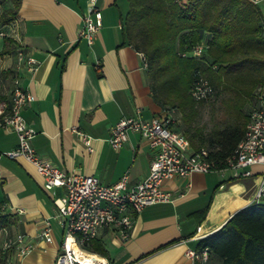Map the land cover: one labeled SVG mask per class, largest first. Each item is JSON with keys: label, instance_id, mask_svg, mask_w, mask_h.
<instances>
[{"label": "crops", "instance_id": "1", "mask_svg": "<svg viewBox=\"0 0 264 264\" xmlns=\"http://www.w3.org/2000/svg\"><path fill=\"white\" fill-rule=\"evenodd\" d=\"M9 5L7 0L0 9ZM94 5L102 24L89 45L79 36L89 0H19L12 34L0 37V101L9 99L15 49L22 47L38 60L34 72H21L22 84L32 95L22 116L36 131L31 142L37 154L65 171L95 175L104 184L128 173L133 184L148 173L155 150L134 131L114 149L108 142L110 129L122 116L138 112L146 118L162 108L150 92L145 55L124 36L127 0H94ZM256 5L264 15V0ZM76 131L91 136L90 150ZM16 144V133L0 127V264H53L63 234L61 216L34 165L5 154ZM261 169L253 166L250 176L239 178L227 169L167 180L163 188L183 195L146 205L134 216L127 241L101 227L93 242L104 255L92 244L89 249L108 264H193L187 249L252 201ZM54 192L61 195L63 188ZM46 227L50 240L40 236ZM17 233L33 243L23 256L14 245L5 247ZM201 264L219 260L209 255Z\"/></svg>", "mask_w": 264, "mask_h": 264}, {"label": "trees", "instance_id": "2", "mask_svg": "<svg viewBox=\"0 0 264 264\" xmlns=\"http://www.w3.org/2000/svg\"><path fill=\"white\" fill-rule=\"evenodd\" d=\"M6 1L0 0V8ZM9 1L8 7L0 9V25L16 14L19 0ZM127 2L122 20L124 36L145 55L153 99L162 110L171 108L175 112L176 108L185 128L173 129L186 136L192 150L207 148L215 169L224 168L244 133L249 114L243 107L255 96L256 88L264 85V15L249 0ZM199 42L205 44L201 57L182 55ZM198 75L208 80L213 94L226 95L222 101L233 115L230 122L208 133L193 124L202 100L193 99L189 87ZM172 120L173 124L174 117ZM91 246L104 255L95 242ZM204 248L219 264H264V201L249 202L230 214L220 227L199 238L194 249Z\"/></svg>", "mask_w": 264, "mask_h": 264}, {"label": "built area", "instance_id": "3", "mask_svg": "<svg viewBox=\"0 0 264 264\" xmlns=\"http://www.w3.org/2000/svg\"><path fill=\"white\" fill-rule=\"evenodd\" d=\"M258 4L260 0H249ZM1 13V11H0ZM101 12L89 0L88 9L82 15L79 36L92 45L101 28ZM0 27V37L12 34V21ZM205 44L197 43L191 51L182 55L201 57ZM15 74L8 100L0 101V127L11 129L17 135V144L5 152L8 157H23L34 165L43 178V187L50 191L53 203L61 216L63 228L60 248L53 264H108L105 257L93 252L88 247L92 244L101 227L116 231L121 241L130 237L133 218L146 205L172 201L183 195L181 191H170L163 188V183L174 178L188 179L192 173L230 170L232 177H247L252 174L253 166H260L259 183L254 191L252 201H264V86L258 92L257 101L252 106L243 130L242 139L238 142L233 154L227 158L226 166L215 169L213 161L208 159V149L190 150L186 136L171 126L174 111L170 109L141 117L138 112L131 116H122L110 129L108 142L114 149L122 147L127 140L128 131L139 133L148 139L155 150L149 165L148 173L140 181L130 184L128 173H124L110 184L102 183L95 175L79 171H65L48 159L40 157L32 145L35 129L22 116L23 107L32 99V95L22 84L21 72H34L38 60L16 47ZM189 94L195 100H203L213 95V89L205 77L196 76ZM87 149H91V136L76 131ZM190 186V182H187ZM62 187L63 193L55 195L54 189ZM48 227L40 236L50 240ZM14 245L17 254L23 256L33 247V243L24 234L17 233L6 241L5 247ZM187 256L192 260H207L206 248L197 251L188 248Z\"/></svg>", "mask_w": 264, "mask_h": 264}, {"label": "rangeland", "instance_id": "4", "mask_svg": "<svg viewBox=\"0 0 264 264\" xmlns=\"http://www.w3.org/2000/svg\"><path fill=\"white\" fill-rule=\"evenodd\" d=\"M264 86L261 85L256 88L255 96L244 105L243 111L245 114H249L252 106L256 102L258 92L260 88ZM226 97L224 94H213L211 97L198 102V114L193 120V124L199 126L202 133H208L209 131L222 127L224 124L230 122L233 118V115L229 114L225 109V104L222 99ZM174 123L171 124L172 128H176L178 130H183L185 128V124L182 121L180 116V112L175 108V112L173 113ZM190 150L191 146H190Z\"/></svg>", "mask_w": 264, "mask_h": 264}]
</instances>
